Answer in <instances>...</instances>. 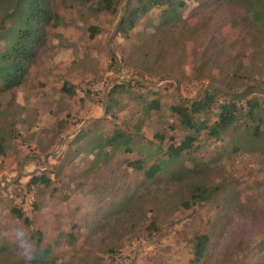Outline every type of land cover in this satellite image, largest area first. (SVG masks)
Returning a JSON list of instances; mask_svg holds the SVG:
<instances>
[{
    "label": "rangeland",
    "instance_id": "rangeland-1",
    "mask_svg": "<svg viewBox=\"0 0 264 264\" xmlns=\"http://www.w3.org/2000/svg\"><path fill=\"white\" fill-rule=\"evenodd\" d=\"M51 1L60 22L46 27L13 97L0 94V264H188L200 234L209 242L197 264H264L263 29L235 0H184L172 20L153 7L126 35L118 24L134 0L115 13H95L88 0ZM5 42L0 35V49ZM118 83L126 90L110 98ZM205 92L243 107L254 98L262 120L240 119L219 137L203 130L151 179L127 164L166 160L188 132L169 107ZM155 99L159 109H147ZM115 129L133 135L130 153L104 144ZM37 174L50 184L28 188ZM195 186L218 189L185 206ZM38 239L49 252L34 262Z\"/></svg>",
    "mask_w": 264,
    "mask_h": 264
},
{
    "label": "trees",
    "instance_id": "trees-1",
    "mask_svg": "<svg viewBox=\"0 0 264 264\" xmlns=\"http://www.w3.org/2000/svg\"><path fill=\"white\" fill-rule=\"evenodd\" d=\"M91 10L95 13H115L121 0H88ZM129 1V0H128ZM235 2L249 13L251 20L264 31V0H235ZM185 5L184 0H134L126 2L124 14L120 17L118 31L127 34L135 27L139 19L153 7H163L167 19L177 15L179 9ZM60 16L55 10L51 0H0V35L6 41L3 49H0V94L10 93L21 85L26 77L29 67L34 63L37 52L46 42L47 26H53L60 22ZM90 30L97 31L94 26ZM66 85V84H65ZM69 87H64L68 92ZM125 85L118 83L109 90V97L125 91ZM242 95L236 96L240 100ZM244 97V96H243ZM245 107L238 105L234 98L224 102H218L216 94L205 92L203 96L191 100L188 104L177 103L169 107L171 113L177 118L180 126L188 131L178 145H170L164 151L166 160L154 162L150 166H144L146 159L143 155L136 160L128 161L127 164L137 170H143L147 178L156 176L168 162L178 161L184 151L191 149L203 130L208 134L219 137L223 131L229 129L236 121L242 119L244 123L262 120V111L256 99H244ZM217 107L215 120L209 124L208 115L214 107ZM149 110L159 109L158 100H152L146 105ZM7 112L0 110V154H4L7 147V136L5 124ZM250 124H247V127ZM258 126L252 127V134L256 135ZM104 144L108 145L111 152L130 153L134 149L136 140L131 133L121 129H115L113 133L103 138ZM146 152V151H145ZM146 154L152 153L147 151ZM50 177L44 174L33 175L27 181L28 188L38 185L48 186ZM216 186H195L190 194V201L185 206L206 200ZM131 197V196H130ZM130 198L116 206V210L126 211ZM129 211V210H128ZM12 214L23 221L25 225L30 224V219L25 216L20 208L13 207ZM120 212V211H119ZM209 242L207 234L195 236L192 247V258L188 264L200 262L206 252ZM48 248L40 246L39 239L35 244L32 260L39 262L48 256Z\"/></svg>",
    "mask_w": 264,
    "mask_h": 264
}]
</instances>
